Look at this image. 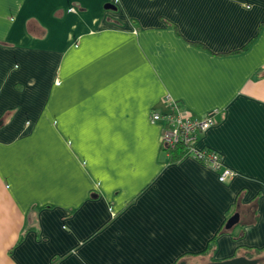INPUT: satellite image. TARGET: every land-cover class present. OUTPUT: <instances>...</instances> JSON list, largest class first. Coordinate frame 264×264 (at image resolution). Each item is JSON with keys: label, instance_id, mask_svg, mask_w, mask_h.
I'll return each instance as SVG.
<instances>
[{"label": "crops", "instance_id": "0c3cea01", "mask_svg": "<svg viewBox=\"0 0 264 264\" xmlns=\"http://www.w3.org/2000/svg\"><path fill=\"white\" fill-rule=\"evenodd\" d=\"M166 97L216 111L195 148L231 179L168 161ZM247 252L264 264V0H0V264Z\"/></svg>", "mask_w": 264, "mask_h": 264}, {"label": "built area", "instance_id": "2783aa9c", "mask_svg": "<svg viewBox=\"0 0 264 264\" xmlns=\"http://www.w3.org/2000/svg\"><path fill=\"white\" fill-rule=\"evenodd\" d=\"M165 103L166 112L153 113L150 117L151 123H162L161 146L166 149L181 144L185 147L188 156L217 172L219 182L224 183L231 179L235 173L223 165L219 155L195 148L198 135L215 124L216 111L196 118L187 114L173 99L166 97Z\"/></svg>", "mask_w": 264, "mask_h": 264}, {"label": "water", "instance_id": "95a60500", "mask_svg": "<svg viewBox=\"0 0 264 264\" xmlns=\"http://www.w3.org/2000/svg\"><path fill=\"white\" fill-rule=\"evenodd\" d=\"M105 9H114V7H112L111 5H106ZM238 220H239V216L235 214L227 221L225 228L230 229L233 225H235L238 222ZM180 264H185V263L181 262ZM207 264H257V261L254 259H248L246 257H235L229 260L212 262Z\"/></svg>", "mask_w": 264, "mask_h": 264}, {"label": "trees", "instance_id": "16d2710c", "mask_svg": "<svg viewBox=\"0 0 264 264\" xmlns=\"http://www.w3.org/2000/svg\"><path fill=\"white\" fill-rule=\"evenodd\" d=\"M162 151L169 155L168 161L171 163H178L181 162L183 159L188 157V153L185 147L181 144L174 146L173 148H163ZM245 257L248 259H254L252 254L249 252L245 253Z\"/></svg>", "mask_w": 264, "mask_h": 264}]
</instances>
